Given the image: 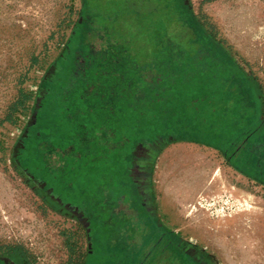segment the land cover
<instances>
[{"label":"rangeland","instance_id":"374dc122","mask_svg":"<svg viewBox=\"0 0 264 264\" xmlns=\"http://www.w3.org/2000/svg\"><path fill=\"white\" fill-rule=\"evenodd\" d=\"M83 1L0 0V245L22 248L21 253L8 255L0 251V257L11 258L15 264H191V255L198 251L205 264H264V183L235 169L224 153L212 146L175 134L138 139L147 131L141 134L127 123L118 127L121 117L126 121L132 117L124 103L129 100L126 91L132 101L134 84H151L155 78L148 69L136 66L152 63L162 46L159 39L165 42L169 36L185 35L194 39L192 31L166 6L167 0H113V12L123 21L129 17L130 24L117 17L113 25L111 16L108 29L105 18L100 21L96 16L92 22L102 36L96 40V50H104L108 44L126 48L100 64L103 76L112 75L101 82L108 85L91 84L85 91L84 84H66L69 88L49 96L54 85L62 83V70L71 62L69 39L82 20ZM89 1L86 9L91 16L98 6H102V15L106 13L105 0ZM185 2L193 18L252 84L260 112L247 136L262 134L264 0ZM243 11L252 17L247 32L237 24ZM140 22L153 24L150 34L131 35ZM137 31L144 32V27L139 25ZM190 41H181L183 48L175 47V51L195 53L198 45ZM158 66L161 80L157 84H166L162 82L168 76L174 86L183 80L179 70L164 69V57L159 56ZM183 84L196 85L191 76ZM37 101L43 104L36 116L38 125L28 129L36 118ZM50 104L57 105L59 113L60 128L55 127L54 132L61 130V135L57 138L51 132L54 112L49 111ZM39 139L46 147L38 149ZM53 141L63 150L51 155L48 151ZM154 142L164 145L156 150L151 166L161 226L143 219L138 211L130 219L127 210L107 207L110 189L116 185L121 183L135 192L127 176L130 158L134 151L153 148ZM40 153L41 158L36 159ZM48 162H53L57 171L50 174ZM201 168L216 172L218 180L214 190L197 199L200 213L196 217L185 211L180 198L186 175ZM37 172L52 181L65 200L74 205L84 203L86 210H80L84 219H90L88 229L72 212L51 201L32 177ZM246 206L253 211L245 213ZM237 219L243 220L241 226L232 225ZM201 225L218 236L215 244L205 240L204 230H195Z\"/></svg>","mask_w":264,"mask_h":264},{"label":"trees","instance_id":"16d2710c","mask_svg":"<svg viewBox=\"0 0 264 264\" xmlns=\"http://www.w3.org/2000/svg\"><path fill=\"white\" fill-rule=\"evenodd\" d=\"M90 3L89 0L83 1L82 20L76 23L69 39L71 62L62 70L63 81L54 85L49 93L50 97L57 95V91L66 84H84L85 91H88L92 87L91 84H101L102 81H106L108 76L112 75L103 76L99 69L100 64L106 60L108 62L115 56V51L126 50L112 44H108L104 50L98 48L96 50V40L102 36L98 29L92 26L93 19L96 16L100 21L101 18H105V28L108 29L107 18L111 16V23L114 25L118 16L117 11L113 12V7L116 8L115 4L112 5L113 0H105L108 11L106 9L103 15L102 6L95 7V14L92 16L91 12L87 13L86 6H90ZM166 6L170 7L177 18L192 31L194 39L189 35L169 36L165 42L159 39L162 46L157 50L152 63L148 66L145 64L142 67L136 66L137 69H148L155 78H151V84H134L136 94H133L132 101L129 91H126L127 95H125L129 100L124 103L132 117L130 116L127 121L121 117L118 127L127 123L126 125H130L136 132L141 131L140 133L143 134L147 131L138 139L175 134L180 139L187 138L190 141L212 146L221 150L228 164L235 169L264 183V132L256 137L247 136L260 112L252 84L230 55L193 18L185 0H167ZM92 10L94 11V8ZM126 18L127 20L125 18L124 20L129 23V17ZM125 21L122 20L123 24ZM162 22H159V26ZM145 24L146 22H140L136 26L137 28L139 25L143 26L144 32L137 31L136 28V34H129L137 37L145 32L150 34L153 24L150 23L148 26ZM189 39L190 42L198 45L195 53L181 54L175 51V47L183 48L181 41L186 42ZM190 46L193 48L194 45L190 44ZM159 56L165 58V70L177 69L183 74V80H180L176 86L169 76L162 82L166 84H157L161 80V77H157L160 76ZM133 57L138 63L137 56L133 55ZM189 76L196 85L183 84ZM202 81L205 83L203 84ZM155 84L160 85L158 91ZM67 88L69 87L66 86L65 90ZM203 134H206V137ZM46 153L47 151H43L42 155L46 156ZM115 188H111L109 194L112 190H116L119 194L124 191L121 183ZM21 249L20 246L10 244L0 245L1 254L4 255L21 253Z\"/></svg>","mask_w":264,"mask_h":264},{"label":"flooded vegetation","instance_id":"af4514ba","mask_svg":"<svg viewBox=\"0 0 264 264\" xmlns=\"http://www.w3.org/2000/svg\"><path fill=\"white\" fill-rule=\"evenodd\" d=\"M43 109V104L40 101H37L36 104V108H35V117L38 115H40L41 110ZM57 110V105H49V111L54 112V123H53V129L51 132H53L52 136H56L59 137L61 134H59V131L54 132L55 127L60 128V118H59V113H56ZM52 123V122H51ZM38 125V121H37V117L34 118L32 120V124H29L28 129L29 128H34ZM57 125V126H56ZM52 126V124H51ZM36 134L38 136V138L40 137V132L36 131ZM38 144L37 147L38 149H41L43 147H46L47 144H45L44 141H42L41 139L38 140ZM54 142V141H53ZM49 146V144H48ZM153 148H147L144 150H137L134 151L133 153V157L130 158V164H131V170L129 171V173L127 172V176L130 180V182H132L134 184L135 187V192H130L128 191V187H124V191L123 193L119 194L118 192H116V190L112 191V195L109 194L110 196V202H108L107 207H112L113 209H116V211L119 210H127L129 212L130 216L129 218L132 219L134 217V214L136 211H138L140 214H142V217L144 219H148V220H153L155 222H157L158 226H161V222H159L157 220V212H156V207H155V197H154V190L153 187L151 185V166H153V162L156 156V153L158 151L156 150H161V148L164 147V145L159 146L156 144V142L153 143ZM158 147V149H156ZM22 149L19 148L18 151H20ZM49 152L50 154L54 155L55 151H62L63 149L61 148V146H58L57 143H52V146H49ZM60 154V153H57ZM36 159H40V155L39 156H35ZM60 164H62L60 162ZM48 171L50 174L54 173L56 170V165L52 163L48 162ZM36 171V170H34ZM39 172H37L36 174L33 173V178H36L35 182L39 185V187L48 195V197L51 199V201H53V203L57 206H61L64 209L72 212V215L75 216L79 221L82 222L83 226L86 227L87 229L90 227V219H84L81 215V210L82 207H84V209L86 210V207L83 203L82 204H78V205H74L72 202H69L67 200H65L62 195L60 194V192H58V189L56 188L55 185H53L52 181H47L45 180V178H41L43 175L38 174ZM41 178V180H40ZM43 180V181H42ZM115 198V200H113ZM72 205L77 206V208H73ZM115 205V206H113ZM123 206V208L121 207ZM120 208V209H118ZM126 208V209H124ZM96 209H92V211ZM98 210V209H97ZM111 210V211H112ZM83 213V212H82ZM91 211L88 212V217H91ZM127 213H124V216ZM87 217V216H86ZM89 222V224H88ZM90 232V231H89ZM87 232V234L89 233ZM90 242L88 243V247H89V253L91 252L90 250ZM1 253V252H0ZM93 254V252H92ZM1 255H4L1 254ZM8 255V254H7ZM91 255V254H90ZM191 260L193 261L191 264H205L202 260V258L200 257V253L197 251H194V254L191 255ZM0 261L3 264H15L11 258L7 257V261L5 262L4 260L0 259ZM189 264V263H186Z\"/></svg>","mask_w":264,"mask_h":264},{"label":"bare ground","instance_id":"6f19581e","mask_svg":"<svg viewBox=\"0 0 264 264\" xmlns=\"http://www.w3.org/2000/svg\"><path fill=\"white\" fill-rule=\"evenodd\" d=\"M240 18H241V20L238 21L237 24H238L239 28L244 30V32H247L248 29H250L249 28L250 19H252V17L248 13L243 11ZM188 175H189L188 177L186 175V177L184 178L185 182L182 183V193L181 194L183 196H182V198H180L181 199L180 201L182 202V205L184 206V209L186 212H189L193 216H196L200 213L199 209L196 206L197 199L201 196L207 195L209 192L214 190V188L217 186V180L218 179L216 176V172L215 173H214V171L208 172V170L204 169V168L199 169L197 172H191ZM218 178H219V175H218ZM240 207H242V206H240ZM249 208L250 207H247L245 213H248V211H250V212L253 211V210H250ZM246 216H248V215H246ZM196 217H198V216H196ZM246 218H248V217H246ZM242 223H243V220L237 219V220L233 221L232 225L238 227V226H241ZM195 230L198 232H201V233H203L202 231L204 230L205 240L210 244H215V242L218 240L217 235H211V233H210L211 230L208 227L205 229V227H202V225H201L200 228L196 227Z\"/></svg>","mask_w":264,"mask_h":264},{"label":"water","instance_id":"95a60500","mask_svg":"<svg viewBox=\"0 0 264 264\" xmlns=\"http://www.w3.org/2000/svg\"><path fill=\"white\" fill-rule=\"evenodd\" d=\"M0 259L4 260L5 262L7 261V257H0Z\"/></svg>","mask_w":264,"mask_h":264}]
</instances>
